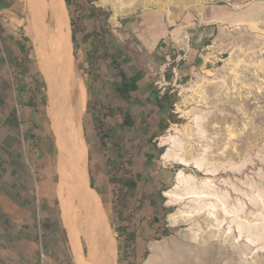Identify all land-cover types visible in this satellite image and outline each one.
<instances>
[{"label":"rangeland","instance_id":"374dc122","mask_svg":"<svg viewBox=\"0 0 264 264\" xmlns=\"http://www.w3.org/2000/svg\"><path fill=\"white\" fill-rule=\"evenodd\" d=\"M67 1L86 173L107 217L115 264H142L155 242L187 247L193 264H264V0H186L171 30L202 25L205 18L190 5L199 3L217 21L205 41L211 48L185 50L182 35L164 58L145 52L130 31L127 21L135 23L142 7L115 24L114 10L99 0ZM91 5L109 11L108 18ZM28 28L26 0H0V42L14 89L0 109V264H75L46 83ZM120 72L136 90L121 84ZM177 131L182 149L204 154L205 170L215 171L164 159L174 147L163 138ZM182 177L199 187L206 180L216 196L198 198V206L195 196L172 204L167 192L180 193ZM171 214L189 217L172 224ZM201 247L206 253L196 254Z\"/></svg>","mask_w":264,"mask_h":264},{"label":"bare ground","instance_id":"6f19581e","mask_svg":"<svg viewBox=\"0 0 264 264\" xmlns=\"http://www.w3.org/2000/svg\"><path fill=\"white\" fill-rule=\"evenodd\" d=\"M99 1L101 5L110 4L112 6L114 20L119 14L135 11L139 7L144 9L150 6L161 8L176 4L181 10L186 8V0ZM26 6L29 14L28 32L32 39L38 67L46 83L47 113L56 138L57 170L65 192L67 216L65 232L74 262L75 264H115V246L105 211L98 195L87 184L84 145L81 140V127L77 122V117L83 110L80 79L76 77L74 68L64 1L26 0ZM181 134L183 135V132L177 131L176 134H170L163 138V140L171 142L169 145L174 147V149L168 147L163 155L164 159L205 170L206 158L204 154H195L190 147L182 149ZM206 149L205 147L204 150ZM212 171H215V168L205 170L206 173ZM182 173L183 171L179 170V175H183ZM205 184H207L206 180L199 187L196 182L182 177L176 184V187H183L182 191L178 193L175 190H169L167 192L169 201L174 204L186 196H195L196 201L198 198L215 197L214 192H211ZM222 197L223 195L217 196V199L223 201ZM222 201H220L221 204L223 203L221 207L225 209L226 201ZM199 203V201L196 202L197 206ZM200 205L202 204L200 203ZM207 206L212 210L216 209V205L212 201H209ZM188 217L170 215L172 224L179 220L186 222ZM186 231L193 236L191 240L197 239L198 232L192 225H188ZM83 240L87 247L85 253ZM187 249L183 246L175 248L155 242L151 244L150 254L142 264H193L194 260L191 254L186 252L189 251ZM206 251L205 247H201L196 251V254L201 255ZM180 255L183 256V260Z\"/></svg>","mask_w":264,"mask_h":264},{"label":"crops","instance_id":"0c3cea01","mask_svg":"<svg viewBox=\"0 0 264 264\" xmlns=\"http://www.w3.org/2000/svg\"><path fill=\"white\" fill-rule=\"evenodd\" d=\"M190 5H192L193 8L197 10L200 17L205 18L206 21H203L204 23H202V25L198 24L187 26L181 24V27H175V29L171 30V27L173 26V23L171 22L172 19L175 18L178 20V17L184 11L177 7L176 4H171L167 7L161 8L156 6H152L154 8H152L151 6L147 9L142 8L141 13L136 17L135 23L130 20L127 21V23L130 26V31H136L135 36L137 40L143 45L145 52L150 54L153 53V55L160 54L161 52L162 58L166 56V49L169 50L172 44H181V42L178 41V37H181L182 35H186L184 42H182V46H184L185 50L193 49L194 51L198 52L204 48H211V45L205 44V41H207L216 30L215 24H210L217 22L216 20H213L215 16L213 17L212 15L207 14L206 10L204 11V13L203 11H200L202 10V8L199 3L196 4L195 2H192ZM101 6H109L111 10H113L110 4ZM173 6L179 9L178 14L175 16L172 15ZM168 12H170L169 17ZM117 17H115V20L112 18L115 24H118ZM185 27H187V29H185ZM200 44H203V46L201 45L200 48H197ZM198 54L199 55H197V60H199L200 63L205 62L206 59L203 58L204 55H202V52H199ZM12 91L14 92L13 85L11 83V74L9 72V64L0 42V109H3V107L5 105L7 106V103L11 101L10 97ZM28 248L29 246L25 248L26 252L28 251ZM0 252H3V250L1 249ZM22 252L24 253V251Z\"/></svg>","mask_w":264,"mask_h":264},{"label":"trees","instance_id":"16d2710c","mask_svg":"<svg viewBox=\"0 0 264 264\" xmlns=\"http://www.w3.org/2000/svg\"><path fill=\"white\" fill-rule=\"evenodd\" d=\"M65 2L67 3L68 1L65 0ZM91 11L95 12V13H98L100 15H102L103 17V20H105L106 18H108L110 12L103 9L102 7H97L95 5H91ZM72 22H71V26H72ZM72 36H73V33H72ZM73 44H75V41H74V38H73ZM112 60L114 62H116V59H115V56L112 57ZM119 78L121 79V84L123 86H126L128 88V90H136L137 89V84L135 81L133 80H129L127 79V76L124 72H120L119 74ZM122 122L125 123V124H129L130 123V115L127 111H125L123 113V116H122ZM162 125V124H161ZM166 125V124H165ZM165 125H163L162 127H165ZM98 128V127H97ZM106 133H103V136H107L105 135ZM122 247L120 244H119V248Z\"/></svg>","mask_w":264,"mask_h":264},{"label":"water","instance_id":"95a60500","mask_svg":"<svg viewBox=\"0 0 264 264\" xmlns=\"http://www.w3.org/2000/svg\"><path fill=\"white\" fill-rule=\"evenodd\" d=\"M63 1H64L65 12H66L67 20H68V25H69V37H70V42H71V52H72V55H73V39H72V32H71V23H70V20H69L68 15H67L66 2H65V0H63ZM73 61H74V55H73ZM48 117H49V116H48ZM49 121H50V118H49ZM50 128H51V131H52V133H53V130H52L51 124H50ZM53 135H54V133H53ZM54 138H55V136H54ZM55 146H56L57 155H58V149H57V145H56V138H55ZM180 164H181V163H180ZM87 184H88L89 188H90V189H93V190L95 191V193L98 195L97 191L91 186V184H90L88 178H87ZM98 197H99V195H98ZM99 200H100V198H99Z\"/></svg>","mask_w":264,"mask_h":264}]
</instances>
